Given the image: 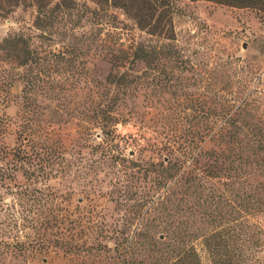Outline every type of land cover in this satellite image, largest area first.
I'll return each instance as SVG.
<instances>
[{
	"label": "rangeland",
	"instance_id": "374dc122",
	"mask_svg": "<svg viewBox=\"0 0 264 264\" xmlns=\"http://www.w3.org/2000/svg\"><path fill=\"white\" fill-rule=\"evenodd\" d=\"M32 15L31 9L17 7L0 18V40L11 33H30ZM172 27L175 45L185 61L179 76L184 92L196 100L209 97L210 107H214L213 99L217 96L240 98L247 103L236 124L224 127L221 143L228 141L227 130L238 128L259 130L257 137L264 142V13L201 0H179ZM84 68L86 76L77 89L66 93L65 99L39 95L35 108L22 107L18 81L9 87L0 86V177L6 175L0 181V239L11 243V237H16L25 244L26 251L24 257L2 252L4 264H105L114 256L115 237L131 238L141 217L143 222L147 221L148 235H164L170 221L148 209L149 199L163 192L155 184L152 164L165 158H179L168 156L160 146H152L156 143L152 139L155 132L172 125L173 121L166 119L169 106L174 107L170 96L137 95L116 110L118 123L105 135L90 118L88 102L90 92L103 83L109 65L99 59H87ZM1 71L15 78L21 70L1 65ZM178 110L190 113L183 106L176 107ZM194 123L182 120L174 124L189 129ZM206 123L215 124V120ZM23 125L29 133L34 132L30 139L37 142L40 154L39 161L35 158L32 162L36 180L28 182L19 167L30 168L31 164L16 160L19 147L28 150L21 136ZM221 143L206 139L199 148L189 149L192 156L183 157L187 180L192 158L199 150H221L225 157H235L232 146ZM251 156L264 157V154ZM223 182L202 177L198 184L203 186L204 193L210 189L227 194L229 182ZM240 184L235 188L246 187L244 182ZM140 198H145L148 204L140 215H132L129 206ZM193 203L187 192L184 223L196 224L195 227L206 224L207 217L199 209H195L197 216L191 213ZM224 211L231 209L228 206ZM46 213L56 219L50 222L52 227L33 230L30 225L42 222ZM124 220L133 225L121 236L118 231ZM172 220L173 225L178 221L176 217ZM254 221L264 232V214L255 216ZM12 222L15 227L9 224ZM203 262L207 264L206 260Z\"/></svg>",
	"mask_w": 264,
	"mask_h": 264
},
{
	"label": "trees",
	"instance_id": "16d2710c",
	"mask_svg": "<svg viewBox=\"0 0 264 264\" xmlns=\"http://www.w3.org/2000/svg\"><path fill=\"white\" fill-rule=\"evenodd\" d=\"M178 1L0 0V18L17 7L33 12L30 33H11L0 40V66L9 65L21 70L15 78L1 71L0 86L9 87L18 81L22 107L35 108L39 95L59 100L77 89L86 76L87 59L105 61L109 72L103 83L97 84L100 88L90 92L88 102L90 118L100 125L105 135L118 123L114 115L116 110L126 102H132L137 95L170 96L174 107L169 106L166 119L173 121L172 125L162 132H155L152 139L156 143L152 146H160L168 156L179 158H165V161L152 164L155 184L163 192L148 201L151 204L149 210L170 221L160 240L161 233L148 235L147 221L143 222L141 217L131 238L115 237L114 256L105 264H204L203 260L207 264H264V232L254 221L255 216L264 214V157L251 156L264 154V142L257 137L259 130L238 128L227 130L228 141L221 143L225 137L224 127L234 123L244 111L245 100L217 96L213 99L214 107H210L209 97L201 96L196 100L184 92L179 76L185 61L175 45L172 27ZM201 1L264 13V0ZM182 106L191 114L176 112V107ZM182 120L195 123L189 129L174 124ZM210 120H215V124L206 123ZM21 129L28 150L19 147L16 160L31 164L30 168L19 167L21 176L28 182L36 180L32 162L35 158L39 161L40 154L37 142L30 139L34 132L29 133L26 125ZM206 139L231 145L235 157H225L221 150H199L192 158L187 180L183 157L192 156L189 149L199 148ZM184 143L191 146L184 147ZM246 154L249 156L244 157ZM209 155L216 156L206 157ZM11 177L9 175V179ZM202 177L229 182L227 194L210 189L204 193L203 186L198 184ZM5 178L6 175H1L0 181ZM240 182L246 184L244 189L235 188ZM187 192L194 200L191 213L197 216L195 209H199L207 217L206 224L191 227L184 223ZM202 196L203 200L200 199ZM145 200L140 198L129 206L132 215H140L148 204ZM228 206L231 211H224ZM174 217L178 220L175 225L172 223ZM52 220L56 219L46 213L42 222L30 227L36 231L45 230L52 227ZM124 222L118 231L121 236L133 225L130 220ZM9 224L16 226L14 222ZM11 240L9 243L0 239V264H4L2 252L20 257L26 255L25 244L16 237Z\"/></svg>",
	"mask_w": 264,
	"mask_h": 264
},
{
	"label": "water",
	"instance_id": "95a60500",
	"mask_svg": "<svg viewBox=\"0 0 264 264\" xmlns=\"http://www.w3.org/2000/svg\"><path fill=\"white\" fill-rule=\"evenodd\" d=\"M159 239H162V236H159Z\"/></svg>",
	"mask_w": 264,
	"mask_h": 264
}]
</instances>
